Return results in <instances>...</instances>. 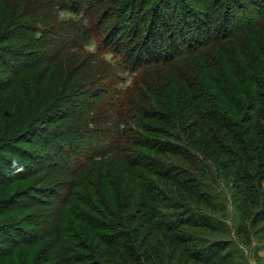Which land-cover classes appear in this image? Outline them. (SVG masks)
Segmentation results:
<instances>
[{
  "label": "trees",
  "instance_id": "obj_1",
  "mask_svg": "<svg viewBox=\"0 0 264 264\" xmlns=\"http://www.w3.org/2000/svg\"><path fill=\"white\" fill-rule=\"evenodd\" d=\"M0 76V264H237L201 230L264 221V0H0Z\"/></svg>",
  "mask_w": 264,
  "mask_h": 264
},
{
  "label": "rangeland",
  "instance_id": "obj_2",
  "mask_svg": "<svg viewBox=\"0 0 264 264\" xmlns=\"http://www.w3.org/2000/svg\"><path fill=\"white\" fill-rule=\"evenodd\" d=\"M89 50L92 52V51H95L96 48L94 46H90ZM106 60L111 61L112 56L108 55L106 57ZM55 70H56V67L53 68L52 70H49L51 73H49V75H48L49 77H47V79H50V81H47V80L45 81L52 86H53V84L51 82H53V79L57 75L55 73ZM37 71H38V74L41 75L43 73L42 72L43 68H41ZM68 71L69 70H65V72L63 71V73L62 72L60 73L61 76L59 75V78H57L58 82H63V79L66 77ZM0 78H1V76H0ZM49 89H50V91L52 90V88H49ZM54 90H56V89H54ZM9 110H10V113L8 116L6 115L5 118L0 116V134L2 136H9V135L11 136V134L13 132H17L18 131L17 129H15V128L13 129V127L10 129V127H11V125L13 126V124H16V122H19L20 118L22 117L23 109H21L20 104H19V110H17V112L14 113V111L10 107H9ZM3 131H4V133H3ZM28 138L30 139V138H32V136H30V134H29ZM33 139H38V138L34 137ZM23 143H25V142H23ZM14 144L21 145V142L18 144V141H17V142H14ZM25 144L27 145V148L29 150L35 151V150L39 149L38 147H36V148L33 147V145H31V143L27 142ZM40 148H41V150L39 151V152H41L40 154H48V152L49 153L51 152V149L48 146L42 145ZM0 153L3 154L4 157H7L9 159L10 158L11 159L17 158V159L22 160V158H24L21 156V154H18L17 152H13L12 148H8V147L2 148L0 150ZM28 161L29 160H27L26 162H28ZM0 167L2 169L6 170L9 174H14V172H12V170H9L6 168V164L3 163V161H1V160H0ZM232 202L233 201H228V204L226 206L227 209L223 211V214H226L223 217L224 220L227 221L228 226H231L229 231L226 234L225 233L222 234L219 232H212L209 230H201V233H206L209 237H212V238L226 237L227 239H231L234 242V246H237V248L239 250V255L237 256V259L233 260V262H237V264H264V221H258L254 225H252V223H251L254 220V216H255L256 212H258V210H259V206L255 205L252 207L250 204L243 205V208L249 209V212L245 211L246 213L244 214L242 212V207L239 209L235 208V207L232 208V206H231L233 204ZM227 210H228V212L229 211L230 212L224 213ZM137 213L138 212H136V211L133 212V214H137ZM237 224L239 226L241 224H244L245 226H247V228H245L246 230L245 231L239 230V228L236 226ZM247 224H251V225H247ZM247 236H248V238H247ZM156 237L159 238L160 236L156 235ZM145 242L147 243L148 246H151V247L153 246V244L151 243L152 241L150 242L149 239ZM153 249H154V247H153ZM174 262H175V264H177V262H178L177 257L174 259ZM187 264H192V263L187 262Z\"/></svg>",
  "mask_w": 264,
  "mask_h": 264
}]
</instances>
